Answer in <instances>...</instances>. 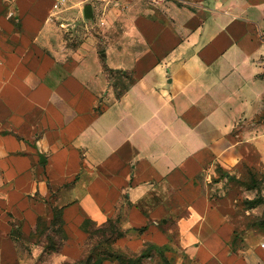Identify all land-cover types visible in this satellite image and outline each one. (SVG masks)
I'll list each match as a JSON object with an SVG mask.
<instances>
[{"label": "crops", "instance_id": "1", "mask_svg": "<svg viewBox=\"0 0 264 264\" xmlns=\"http://www.w3.org/2000/svg\"><path fill=\"white\" fill-rule=\"evenodd\" d=\"M182 1L173 20L133 9L98 55L66 51L76 0H0V256L12 222L56 213L116 215L117 240L166 239L173 221L180 248H229L237 191L213 175L264 171V0Z\"/></svg>", "mask_w": 264, "mask_h": 264}, {"label": "rangeland", "instance_id": "2", "mask_svg": "<svg viewBox=\"0 0 264 264\" xmlns=\"http://www.w3.org/2000/svg\"><path fill=\"white\" fill-rule=\"evenodd\" d=\"M184 5L191 7L182 0H113L104 7L97 6L93 18L78 17L72 30L66 31V51L77 50L87 41L100 55L111 45L112 38L124 35L126 18L133 14V9L142 8L139 13L143 15L150 13L173 20L179 16L177 9ZM116 78L113 74L111 84L114 86L119 83ZM124 87L120 81L118 92ZM220 178L225 179L220 190L232 188L237 191V208L232 216L235 237L228 249L216 255L217 259L180 248L173 221L168 230L160 227L168 232L166 239L159 238V232L155 231L147 237L128 232L117 240L123 231L117 225L116 215L101 224L74 226L56 213L49 220H37L28 234L22 231L18 222H12L10 243L7 242V251L0 256V264H264V248L260 246L264 242V203L248 208L249 204L244 201L264 198V171L255 164L244 162L228 175L217 168L213 181ZM211 192L216 191L212 189Z\"/></svg>", "mask_w": 264, "mask_h": 264}, {"label": "built area", "instance_id": "3", "mask_svg": "<svg viewBox=\"0 0 264 264\" xmlns=\"http://www.w3.org/2000/svg\"><path fill=\"white\" fill-rule=\"evenodd\" d=\"M69 0H54L52 4V9L55 11H60L67 3ZM113 0H76V4L79 7H83L85 5H90L91 7L103 4V3H109ZM262 248H264V242L260 244Z\"/></svg>", "mask_w": 264, "mask_h": 264}, {"label": "trees", "instance_id": "4", "mask_svg": "<svg viewBox=\"0 0 264 264\" xmlns=\"http://www.w3.org/2000/svg\"><path fill=\"white\" fill-rule=\"evenodd\" d=\"M244 201H245V203H248L249 204L248 208H254L257 205L264 203V198H262V200L259 197H255V198H252V199H248L247 198Z\"/></svg>", "mask_w": 264, "mask_h": 264}, {"label": "water", "instance_id": "5", "mask_svg": "<svg viewBox=\"0 0 264 264\" xmlns=\"http://www.w3.org/2000/svg\"><path fill=\"white\" fill-rule=\"evenodd\" d=\"M83 17L85 19H91L93 17V11L90 5H85L83 8ZM105 56V53H103Z\"/></svg>", "mask_w": 264, "mask_h": 264}]
</instances>
